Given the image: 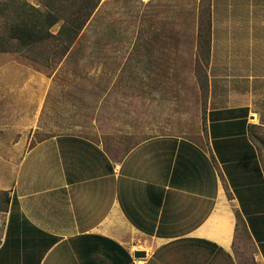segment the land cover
<instances>
[{
    "label": "crops",
    "instance_id": "obj_1",
    "mask_svg": "<svg viewBox=\"0 0 264 264\" xmlns=\"http://www.w3.org/2000/svg\"><path fill=\"white\" fill-rule=\"evenodd\" d=\"M193 1L197 46L201 0ZM186 4L101 0L97 15L101 23L113 10L117 23L137 31L140 20L170 24L171 5L185 15ZM210 4L208 148L159 136L116 158L84 129L77 133L74 112L65 123H45L51 91L67 79L78 47L50 75L0 53V86L10 91L0 92L1 207L9 198L0 210V264H264V164L250 135V126L264 130V0ZM182 31L184 44L185 23ZM238 212L252 261L238 248Z\"/></svg>",
    "mask_w": 264,
    "mask_h": 264
},
{
    "label": "rangeland",
    "instance_id": "obj_2",
    "mask_svg": "<svg viewBox=\"0 0 264 264\" xmlns=\"http://www.w3.org/2000/svg\"><path fill=\"white\" fill-rule=\"evenodd\" d=\"M10 1L13 0H0L2 3ZM14 1H27L41 7L38 0ZM195 4L187 0L185 15L181 7L178 14L176 5H171L170 24L140 20L136 22L137 31L128 30V20L124 21L126 24L117 23L113 10L106 11L103 15L106 21L99 23L97 9L74 41L73 45L78 47L75 50L80 52L73 54L74 62L67 69V79L59 81L51 91L53 97L48 101L47 111L52 115L46 116L45 123L55 118L56 122L65 123L74 112L80 118V124H75L81 128L77 133L84 129L80 134L103 143L116 158L141 141L159 136L186 138L205 146L207 112L204 113L205 101L195 75ZM61 26L59 23L53 27L52 33L57 34ZM123 26L126 28L122 29ZM0 27L8 34L3 20ZM63 47L62 43L38 47L13 43L4 53L50 75L63 57L60 49ZM146 47L154 52L149 53ZM81 48H87L86 52ZM184 49L181 64L179 53ZM39 52H44L45 56L38 55ZM8 87L0 86V92H10ZM69 133H74V129ZM41 137L36 134L33 143ZM261 158L264 164V152ZM11 161L10 176L17 162ZM238 243L244 259L252 261L250 240L242 236ZM238 257L241 261L242 256Z\"/></svg>",
    "mask_w": 264,
    "mask_h": 264
},
{
    "label": "trees",
    "instance_id": "obj_3",
    "mask_svg": "<svg viewBox=\"0 0 264 264\" xmlns=\"http://www.w3.org/2000/svg\"><path fill=\"white\" fill-rule=\"evenodd\" d=\"M41 7H35L27 1L0 2V21H4V29L0 27V52H7L13 43L21 47L47 46L50 43L64 44L62 56L68 52L85 26L98 9L101 0H38ZM62 23L57 34L51 29ZM212 36L211 4L210 0H201L199 6V21L197 34V54L195 57V75L205 101L207 112L209 97L208 67L210 63ZM12 43V44H11ZM38 55L45 56L44 52ZM62 57V58H63ZM206 121V119H205ZM259 126H250V135L256 144L260 155L264 152V132ZM205 133L207 134L206 128ZM207 137V136H206ZM208 139L206 145L208 148ZM130 150L127 149V152ZM214 159V155L211 152ZM215 160V159H214ZM4 206L0 210L6 211L9 206L8 194ZM229 198L232 194L228 193ZM236 237L251 239L248 225L240 212L236 214Z\"/></svg>",
    "mask_w": 264,
    "mask_h": 264
},
{
    "label": "water",
    "instance_id": "obj_4",
    "mask_svg": "<svg viewBox=\"0 0 264 264\" xmlns=\"http://www.w3.org/2000/svg\"><path fill=\"white\" fill-rule=\"evenodd\" d=\"M145 255L144 252H136V257H145Z\"/></svg>",
    "mask_w": 264,
    "mask_h": 264
}]
</instances>
